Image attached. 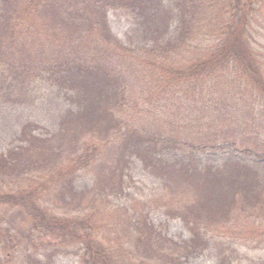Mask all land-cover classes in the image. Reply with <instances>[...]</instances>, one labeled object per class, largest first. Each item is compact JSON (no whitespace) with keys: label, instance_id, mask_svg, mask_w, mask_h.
<instances>
[{"label":"trees","instance_id":"trees-1","mask_svg":"<svg viewBox=\"0 0 264 264\" xmlns=\"http://www.w3.org/2000/svg\"><path fill=\"white\" fill-rule=\"evenodd\" d=\"M263 1L177 0L175 7L164 8L159 0H0V64L6 66L13 78L31 79L41 73L61 78L76 96V105L63 117L57 137L35 134L38 125L26 123L21 130L22 143L0 152V206L15 210L2 232V245L11 239L19 240L18 230L11 232L14 227L10 225L17 217L23 221L21 229L65 228L63 220L43 209L37 195L42 182L54 187L63 201H72L78 195L70 177L74 171L63 167L64 154L82 151L80 147L86 138L95 136L105 142L111 133L121 134L125 148L140 152L145 164H154L152 158L144 155L146 152L166 161L160 156L163 147L159 143L167 146L173 141L124 122L129 81L122 73L113 74L112 68L99 59L102 56L108 61L115 54L128 59L143 58L142 52L125 47L108 25V9L129 7L138 12L153 39L152 47L144 50L146 58L142 61L150 63L148 66L157 63L159 66L152 67V71L158 78H171L179 84L184 92L180 98L192 96L197 100L218 89L219 83L229 85L240 97L226 116L218 113L219 119L227 118L231 124L226 126L230 129L215 124L213 138L218 139L216 136L224 133L222 143L240 148L257 160H230L221 166L185 165V181H192L197 192L184 209L172 208L154 198L155 206L171 218L181 220L190 230L187 241H173L140 212L138 217L125 218L123 224L121 219L115 222L117 227L109 225V231L113 228L117 232L116 251L102 243L99 223L95 222L85 229L86 236L75 240L80 245L74 253L79 264H125L127 256L131 262L130 255L141 253L146 259H155L156 264H183L181 258L194 252H210L218 264H243L237 247L240 241L252 245L264 242V105L255 104L258 99L264 102V53L258 44L262 16L259 8ZM42 30L46 32L41 33ZM53 42L58 46L49 49L51 57L46 56L41 47ZM65 42L76 43L79 51L67 48ZM86 45L96 49L93 56L86 52L89 51ZM161 56L169 60L156 61ZM217 101L209 110L223 111V104ZM209 116L207 112L205 117ZM236 121H244L239 130L232 128ZM174 145L198 146L184 139ZM144 146L145 153L141 152ZM83 149L82 152L89 153V148ZM123 161L121 158L115 165L107 166L108 174L102 176L99 189L101 197L104 198L106 190L112 193L122 190ZM34 174L36 177L31 180L29 175ZM44 174L45 180L40 181ZM22 180L23 185L4 189L6 183ZM4 221L0 217V227ZM26 238L30 242L21 247L22 263L42 264L31 235ZM58 249L55 247L49 253L50 260Z\"/></svg>","mask_w":264,"mask_h":264},{"label":"rangeland","instance_id":"rangeland-1","mask_svg":"<svg viewBox=\"0 0 264 264\" xmlns=\"http://www.w3.org/2000/svg\"><path fill=\"white\" fill-rule=\"evenodd\" d=\"M159 1L161 7L170 8L173 5L175 7L177 0ZM259 9L262 16H260L258 24V44L264 53V1ZM212 10L213 7L210 8V11ZM107 19L112 34L125 47L142 52L143 57L142 59L134 57L128 59L115 54L114 57H108V61L105 57H99L102 63L104 60L106 66L112 68L113 74L122 73L129 81L126 94L128 104L122 114L124 122L130 127L140 128L145 133L156 137L170 138L173 141L172 144L165 146L164 143H159V146L163 147L160 156L166 161H161L157 158L158 156L155 157L146 152L144 146L141 152H146L149 156L141 154L154 161L153 165L145 164L140 152H130L125 148L122 142L124 137L121 134L111 133L105 142L95 136L91 139L86 138L80 148L82 151H85L83 148H89L88 154L81 150L75 154L68 152L64 154L63 167L74 171L70 177H72L75 194L78 195L72 201L70 199L63 201L58 196L56 189L49 188L44 182L41 183L42 187H39L40 193L37 195L40 197L38 202L43 209L63 220L66 223L65 228L21 229L23 221L17 217L16 222L10 223V225L14 227L11 232L18 230L20 245L17 240L12 239L7 242V245H2L1 241L4 239L2 232L8 226L10 216L15 210L0 206V217L5 220L0 227V264H28L24 261L22 263L24 257L21 254V247L30 242L26 238L28 235H31L36 245L37 256L42 259V264H79V257L74 253V250L80 244L75 243V240H78L82 235L86 236L89 225L92 226L95 222L99 223L98 234L102 243L108 246L109 250L116 251L117 232H113V228L109 231V225L113 223V227H115L114 223L120 219L122 220L120 223L123 224L125 218H135L137 215L139 216L140 212H144L148 222L161 230L167 237L178 243H183L191 237L190 230L181 220L171 218L155 206L154 202L156 198H160L161 203L170 204L172 208L178 209H184L185 205L193 202L197 189L192 181H185V165L192 166L199 163L200 166L206 164L221 166L230 160L248 162L257 160L255 156L245 153L240 148L222 143L224 133L216 136L218 139L213 138L217 126H221V129H230L226 127L231 124L228 123L229 119L225 120L224 117L219 119L218 113H223L226 116L227 112L233 109V102L240 98H237L229 85L219 83L218 89L214 88L197 100L192 96L180 98L179 96L184 95V92L180 90L179 84L174 83L171 78L166 80L158 78V74L152 71V67L159 66L157 63L148 66L150 63L142 61L146 58L144 50L152 47L153 39L146 31L138 12L129 7L110 8L107 11ZM171 27H174V23ZM44 32L46 30L41 31V33ZM44 44L45 47L41 48L45 49L46 56L51 57L49 49L51 50L58 44L53 42L51 47ZM42 45L43 43H41ZM64 45L75 50V53L80 49L76 43L65 42ZM82 49H84V45L81 51ZM87 49L89 51L86 52H90L91 56L96 52L92 46H87ZM158 58L160 59H156V61L169 60L164 56ZM172 61L177 60L172 59ZM173 66L176 67L177 64H173ZM13 76L4 64H0V152H6L22 143L20 141L21 130L26 123L38 125L34 129L35 134L57 137L61 132L63 117L68 110L76 105L74 89L61 78H50L46 73L23 80L21 77L13 78ZM216 100L223 104V111L209 110ZM255 102L258 106L264 105L260 99ZM207 112L211 116L205 117ZM202 117L203 119H199ZM243 122L236 121L232 128L239 130ZM200 126L201 128H199ZM183 139L198 145L197 148L174 145L176 142L178 143V140ZM179 144L181 143L179 142ZM221 145L223 146L219 148ZM120 154L123 156L120 157ZM121 158H124L123 164L125 165L122 173V190L115 188L114 193L106 190L103 192L106 193L103 198L101 197L102 191L99 190L103 184L101 183L102 176H105V173L108 174L107 166L115 165ZM69 167L71 168L69 169ZM46 176L47 174L42 175L40 181L45 180ZM29 177L34 180L36 174L29 175ZM115 181L116 178H113L112 183ZM24 183L23 180L18 183L12 181L6 183L4 189L16 188ZM55 247L59 249L50 260L48 255ZM237 247L240 250L243 264H264V242L260 245H252L240 241ZM150 259L144 258L141 253L134 257L130 255L131 262L127 256L124 262L125 264L128 262L129 264H140L139 262L142 260L143 264H156L155 259L153 260L151 257ZM181 260L183 264H218L216 257L210 252H194L183 256Z\"/></svg>","mask_w":264,"mask_h":264}]
</instances>
